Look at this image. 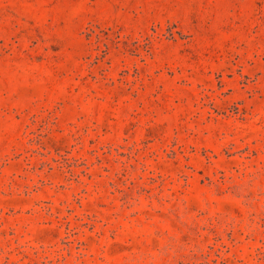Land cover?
<instances>
[{
	"label": "rangeland",
	"instance_id": "obj_1",
	"mask_svg": "<svg viewBox=\"0 0 264 264\" xmlns=\"http://www.w3.org/2000/svg\"><path fill=\"white\" fill-rule=\"evenodd\" d=\"M0 264H264V0H0Z\"/></svg>",
	"mask_w": 264,
	"mask_h": 264
}]
</instances>
